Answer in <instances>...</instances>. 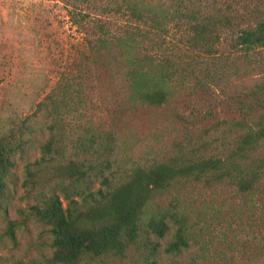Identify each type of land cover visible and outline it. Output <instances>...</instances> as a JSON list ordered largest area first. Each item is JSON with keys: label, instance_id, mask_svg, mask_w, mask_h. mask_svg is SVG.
<instances>
[{"label": "rangeland", "instance_id": "374dc122", "mask_svg": "<svg viewBox=\"0 0 264 264\" xmlns=\"http://www.w3.org/2000/svg\"><path fill=\"white\" fill-rule=\"evenodd\" d=\"M109 1L0 0V141L14 148L0 199V264H48L51 255L49 226L29 215L34 199L22 185L24 165L39 157L48 135L53 103L47 95L69 104L61 111L72 127L113 134L112 169L120 174L171 157H223L264 113V45L246 50L235 44L238 28L255 21V11L264 12V0H200L227 1L239 15L240 25L222 32L212 54L189 47L172 22L163 38L150 34L140 51L170 60L173 70L160 105L132 99L117 48L108 54L89 46L101 34L98 25L120 35L126 23L132 26L126 15L106 10ZM66 81L69 89L61 94L57 86ZM170 202L178 203L194 235L206 243L198 264H264V167L249 192L229 178L176 184L148 203L143 221ZM8 220L18 222L14 239L6 232ZM172 234L144 235L160 243L152 258L141 238L121 258L80 264H171L180 260L164 251ZM197 246L184 251L182 260Z\"/></svg>", "mask_w": 264, "mask_h": 264}, {"label": "trees", "instance_id": "16d2710c", "mask_svg": "<svg viewBox=\"0 0 264 264\" xmlns=\"http://www.w3.org/2000/svg\"><path fill=\"white\" fill-rule=\"evenodd\" d=\"M109 2L113 5L106 10L126 15L132 26L126 23L120 35L106 33L98 25L101 34L89 46L96 53L105 49L108 54L111 48H117L118 55L126 62L125 75L132 99L149 105H160L167 100L168 82L173 74L170 60H157L151 53L140 51L145 40H152L150 34L163 38L168 33L166 24L172 22L185 34L189 47L212 54L222 32L240 25L239 15L233 13L232 4L227 1L220 4L215 1L205 4L200 0ZM254 14L255 21L238 28L235 41L246 50L264 45V12ZM57 89L64 94L69 82H59ZM46 98L53 103L48 135L40 145L39 157L24 165L22 185L34 199L29 215L50 229L52 251L48 264H80L109 256L121 258L130 245L140 244L141 238L148 258H152L160 243L144 235L162 239L171 229L173 234L164 251L180 257L171 264H198L206 255V243L194 235L178 203L170 202L166 208L149 213L143 221L148 203L183 181L229 178L241 192H249L264 167V113L258 127L243 129L235 139V147L223 157H171L136 165L120 174L112 169L113 134L72 127L61 111L69 104L65 100L56 103L52 93ZM13 151V147L0 141V199L14 165ZM17 224L16 220L7 221L6 232L11 239ZM192 244H197V249L182 260V253Z\"/></svg>", "mask_w": 264, "mask_h": 264}]
</instances>
